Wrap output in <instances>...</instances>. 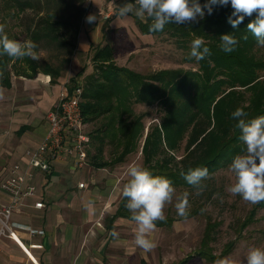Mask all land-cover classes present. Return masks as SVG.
I'll return each instance as SVG.
<instances>
[{"label": "trees", "instance_id": "trees-1", "mask_svg": "<svg viewBox=\"0 0 264 264\" xmlns=\"http://www.w3.org/2000/svg\"><path fill=\"white\" fill-rule=\"evenodd\" d=\"M45 1L54 4L55 8H47L46 13H41L44 0H32L30 3L39 8L37 11L40 10L32 25L27 26L30 39L34 42L44 40L46 43L56 40L59 45L67 48L70 55L63 57L62 62L69 63L73 53L82 54L76 50L75 41L87 9L82 0ZM28 2L29 0H24L20 3L23 7ZM199 2L203 5L206 0ZM232 11L230 4L227 7L214 6L212 14L205 11L203 19L179 25L167 24L159 32L149 31L153 22L151 18L146 17L145 21H141L131 14L141 34L172 39L184 49L185 60L194 63L195 67L179 66L139 73L116 66L113 63L114 48L108 42L104 45H91L87 56L94 65L99 64L102 73L100 81L92 73L85 76L86 80L90 78V83L88 89L83 90V100L80 103L83 121L89 122L105 114L109 116L100 123L103 137L94 146L96 153L90 154L95 167L114 166L122 162L133 151L141 132V136H144L140 149L142 167L154 176L168 178L174 188L196 190L186 182L181 173L186 174L189 169L199 167L207 168L211 174L230 165L236 155L246 151L245 144L239 139L240 130L235 127L238 121L233 120L231 114L237 108H242L248 114L245 118L247 120L264 115V52L256 38L247 30V24L255 15L252 18L246 17L234 29L228 23ZM63 32H68L70 37L62 36ZM224 34H233L239 40L232 53H224L220 49V37ZM245 35L248 36L247 40L242 38ZM197 37L202 38L204 46L211 50V55L201 61L189 58L191 42ZM9 59L11 58L7 55H0V67L6 68ZM33 63L37 61L33 60ZM42 69L51 75V80H55L61 69L65 68L52 67L46 63ZM84 70L85 66L81 65L76 75L69 78V89L76 84ZM132 100L147 106L155 104L156 110L162 111L158 123L149 124L145 134L142 120L145 112L132 114ZM116 108L122 110L117 117H113L112 111ZM115 118H118L117 122H114ZM97 135L101 136L99 129L95 133L90 132L89 136L92 140ZM107 135L114 138L113 141L120 148L118 154L108 161L100 156ZM183 140L184 152L177 160L172 153L180 147ZM126 203L127 198L122 197L116 215L131 216V212L125 207ZM201 207L199 205L189 212L188 217L197 214ZM261 207H264V202L251 204L246 218L233 221L230 228L232 227L235 236L228 239L218 253L211 243L216 239L217 228L222 220L205 214L207 218L203 234L194 254L189 253L170 264H185L193 256L202 258L207 264H213L215 260L229 255L237 240L243 237V230L254 220L256 209ZM172 221L173 218L166 215L165 220L157 221L156 225H170Z\"/></svg>", "mask_w": 264, "mask_h": 264}, {"label": "crops", "instance_id": "crops-1", "mask_svg": "<svg viewBox=\"0 0 264 264\" xmlns=\"http://www.w3.org/2000/svg\"><path fill=\"white\" fill-rule=\"evenodd\" d=\"M99 13L87 11L79 27L76 50L84 56L90 52L91 45L100 44L106 18L111 14L109 10L104 15ZM89 14L97 18L92 23L86 22ZM37 56L32 63L27 58L24 61L11 58L9 69L0 67V88L4 90L0 98V179L13 164H25V151L36 147L47 131V112L55 109L63 84L80 67L75 54L71 61L74 63L70 64L73 68L61 69L60 75L51 80V75L42 69L40 55ZM82 77L81 74L78 79ZM100 137L89 139L87 160L82 168L75 170L70 157L53 162L49 171H32L29 182L36 186L44 207L34 208L33 201L29 200L13 210L11 224L19 240L24 246L23 241L28 243L25 247L41 264H170L177 261L170 260L168 251L159 250L162 228L167 225H156L149 234L157 245L152 251L145 252L134 244L136 224L131 216L116 215L125 184L121 182L118 167H95L90 156L96 153L94 146ZM90 144L94 150H90ZM79 182L84 183L83 187H78ZM9 201L10 195L0 189V205ZM171 224L181 227L178 221ZM22 225L44 233L30 236ZM112 231L119 234L118 238L110 235ZM191 259L185 264H190ZM195 260L194 264H202ZM29 263L30 259L16 242L7 237L0 239V264Z\"/></svg>", "mask_w": 264, "mask_h": 264}, {"label": "rangeland", "instance_id": "rangeland-1", "mask_svg": "<svg viewBox=\"0 0 264 264\" xmlns=\"http://www.w3.org/2000/svg\"><path fill=\"white\" fill-rule=\"evenodd\" d=\"M22 1L24 0H0V24L6 25L5 33L10 39L19 42L31 40L30 32L27 31V26L32 25L36 20L37 13L40 11H37L39 9L38 7H33L32 4L30 5L32 0H29L28 4H26L27 6L23 7L20 3ZM96 1L100 3H96ZM82 2L87 9L86 12L98 11L100 15H104L108 10L111 12L106 18V29L104 28V31H102L100 43L104 45L105 42H108L113 46L115 53L113 63L116 66L139 73H149L161 68H175L179 66L185 68L195 67L194 63L185 60L186 53L184 49L178 46L172 39L165 38V36L153 37L151 35H143L139 32L131 14L124 18L119 17L117 15L118 6L125 3L126 0H82ZM127 2L130 1L127 0ZM47 8L54 9L55 5H51L50 2L44 0V3L41 5V13H46ZM65 13L66 11H64V14ZM82 24L83 22L81 21L80 26H82ZM63 35L66 38L70 37L68 32H63L62 36ZM62 36L60 34V37ZM35 43L37 44L35 51L39 50L37 54L40 55L39 62L41 65L47 63L52 67L58 66L68 70V68H73L70 64L74 63H71V61L75 57L74 55L77 54L80 66H85V70L82 73L83 77L80 79L76 77L78 79L76 83L80 80L83 90H87L90 83V78L86 80V74L92 73L94 77L100 81L102 72L99 68V64L97 63L94 65L89 56L86 55V57L84 54L73 53L71 61L69 63H64L62 62L63 57H68L70 55L65 46L59 45L56 40L51 43H46L44 40ZM261 50L264 52V47H262ZM26 58L21 59V61L26 60ZM27 59L31 62V58ZM10 60L11 59H9V61ZM8 65L6 68L9 69ZM156 107L155 104L147 106L145 104L133 102L132 100V108H130L132 114L137 115L145 112L142 119L145 125L143 130L144 134L147 131L148 125L158 123L162 115V111H157ZM121 110L116 108L112 111V116L117 117L118 114L121 113ZM108 117L109 116L105 114L95 120L85 122L86 135H90V132L95 133L97 129H99L100 135L101 132L103 134L102 129L99 128V122L108 119ZM117 119L118 118H115L114 122H117ZM143 137L144 136H141L140 132L134 144L133 151H131L122 162L115 164V166L118 167L117 171L121 174L122 183H127L129 180L127 168L130 164L134 163L141 167L143 165L140 152ZM113 140L114 138L112 139L111 137L104 139V147L100 155L101 159L108 161L114 158L120 151L119 144ZM184 142L183 140L180 147L172 153L177 160L182 157L184 152ZM89 148L90 150H94L91 144ZM234 182L235 177L229 171L228 165L209 174V177L202 182L205 188L199 195L196 194V190L176 187L173 201L166 204L164 215L172 217L173 222L178 221L181 227L176 228L171 224L162 228V243L159 250L162 251V249H164L165 252L168 251L170 260L182 258L189 253L194 254L203 234L207 218L205 214H207V216L211 218L222 220V223L217 228L215 235L216 239L211 243L214 247V251L218 253L222 245L228 239L235 236L232 227L230 228L233 221H236L237 218H246L247 214L250 212V203L244 201L239 195L234 196L228 191V188ZM185 191L189 193L188 212L198 208L199 205H202V207L194 216L182 218L177 214L175 203L177 202V197L181 196ZM253 218L254 220L252 223L243 230V237L237 240L234 250L224 257L230 258L234 264H246V257L249 249L253 247L264 248V207L257 208ZM23 243L25 246L28 244L26 241H23ZM194 259H196V262L199 261L205 264L204 260L198 256H193L189 263L194 264Z\"/></svg>", "mask_w": 264, "mask_h": 264}, {"label": "clouds", "instance_id": "clouds-1", "mask_svg": "<svg viewBox=\"0 0 264 264\" xmlns=\"http://www.w3.org/2000/svg\"><path fill=\"white\" fill-rule=\"evenodd\" d=\"M233 9L228 17V23L235 29L246 17L254 19L247 24V30L256 38L259 46L264 47V0H206L203 5L199 0H135L118 6L119 17L133 14L141 21L146 17L153 21L149 26L150 32L163 31L167 24H185L203 19L205 11L211 15L214 6ZM96 16L89 14L86 22L92 23ZM6 25L0 24V55H7L13 59H38L35 49L37 44L32 40L23 42L10 39L5 33ZM244 40L248 39L245 35ZM220 49L224 53L236 50L239 40L233 34L220 37ZM211 55V50L204 46L202 38H195L191 42L189 58L196 61L204 60ZM2 77V73H0ZM0 88V98L3 97ZM232 119L238 121L235 125L240 130L239 139L245 144L246 151L236 155L229 171L234 175L235 182L228 188L232 195H239L250 204L264 202V115L250 120L245 119L248 114L237 108ZM186 182L196 189V194L203 192L205 185L202 181L209 177L207 168L189 169L181 173ZM129 180L124 184L122 195L127 198L125 207L131 212V221L136 224L134 244L145 252L152 251L157 245L149 238V234L156 229V222L165 220L164 208L173 201L175 188L172 181L163 176H154L146 168L130 164L127 168ZM175 208L179 217L189 215V193L185 191L177 197ZM110 235L118 238L119 234L112 231ZM214 264H234L230 258L217 259ZM246 264H264V248L249 249Z\"/></svg>", "mask_w": 264, "mask_h": 264}, {"label": "built area", "instance_id": "built-area-1", "mask_svg": "<svg viewBox=\"0 0 264 264\" xmlns=\"http://www.w3.org/2000/svg\"><path fill=\"white\" fill-rule=\"evenodd\" d=\"M83 86L81 81L68 87V81L63 84L55 109L47 112L48 127L38 145L25 151V164L15 163L9 167L7 174L0 179V189L10 195L8 203L0 205V239L7 237L23 249L30 259L29 264H41L29 253L11 224V214L17 207L33 201L34 208L44 207L42 199L38 198L36 186L29 182L33 170L49 171L52 163L73 157V168H82L87 160L89 135H86L81 106ZM84 183L79 182L78 187ZM30 235H42L43 230L32 229L22 225Z\"/></svg>", "mask_w": 264, "mask_h": 264}]
</instances>
